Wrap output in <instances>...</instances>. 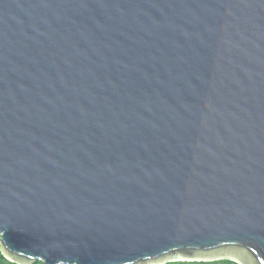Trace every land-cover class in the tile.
Wrapping results in <instances>:
<instances>
[{
    "label": "water",
    "instance_id": "95a60500",
    "mask_svg": "<svg viewBox=\"0 0 264 264\" xmlns=\"http://www.w3.org/2000/svg\"><path fill=\"white\" fill-rule=\"evenodd\" d=\"M0 246L264 264V0H0Z\"/></svg>",
    "mask_w": 264,
    "mask_h": 264
},
{
    "label": "trees",
    "instance_id": "16d2710c",
    "mask_svg": "<svg viewBox=\"0 0 264 264\" xmlns=\"http://www.w3.org/2000/svg\"><path fill=\"white\" fill-rule=\"evenodd\" d=\"M0 260L4 261V264H17L14 263L10 260H8L2 253L1 251V246H0ZM32 264H43L42 261H36ZM168 264H238L234 261H230V260H221V261H213V262H174V263H168Z\"/></svg>",
    "mask_w": 264,
    "mask_h": 264
},
{
    "label": "snow or ice",
    "instance_id": "6c2138e0",
    "mask_svg": "<svg viewBox=\"0 0 264 264\" xmlns=\"http://www.w3.org/2000/svg\"><path fill=\"white\" fill-rule=\"evenodd\" d=\"M0 264H4V261L3 260H0Z\"/></svg>",
    "mask_w": 264,
    "mask_h": 264
}]
</instances>
